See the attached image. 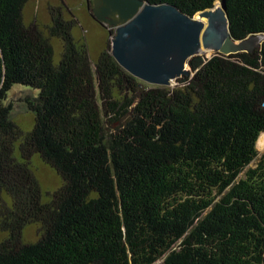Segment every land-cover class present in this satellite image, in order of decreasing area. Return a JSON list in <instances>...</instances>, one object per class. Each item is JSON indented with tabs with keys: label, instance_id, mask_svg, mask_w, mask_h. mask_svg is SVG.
Wrapping results in <instances>:
<instances>
[{
	"label": "trees",
	"instance_id": "1",
	"mask_svg": "<svg viewBox=\"0 0 264 264\" xmlns=\"http://www.w3.org/2000/svg\"><path fill=\"white\" fill-rule=\"evenodd\" d=\"M27 1L0 0V264H264V42L152 85L111 41L93 61L61 8L26 24ZM146 1L194 16L219 0ZM225 1L235 38L264 32V0ZM15 84L39 90L26 134L5 104ZM35 157L63 180L49 197Z\"/></svg>",
	"mask_w": 264,
	"mask_h": 264
},
{
	"label": "water",
	"instance_id": "2",
	"mask_svg": "<svg viewBox=\"0 0 264 264\" xmlns=\"http://www.w3.org/2000/svg\"><path fill=\"white\" fill-rule=\"evenodd\" d=\"M92 13L115 30L110 52L119 65L152 85L171 86L188 75L194 56L249 52L264 41L260 34L232 35L225 0L194 16L146 0H94Z\"/></svg>",
	"mask_w": 264,
	"mask_h": 264
},
{
	"label": "rangeland",
	"instance_id": "3",
	"mask_svg": "<svg viewBox=\"0 0 264 264\" xmlns=\"http://www.w3.org/2000/svg\"><path fill=\"white\" fill-rule=\"evenodd\" d=\"M92 1L94 4V0ZM59 8L64 12L66 18L69 19L74 17L79 20V25L74 29V35L77 39L87 41L90 57L95 61L100 52L108 46L110 41L112 44V39L108 28L103 27L90 15V11L87 7V0H28L23 9V18L26 24L37 22L40 26L46 27L52 22V13H55ZM50 39L54 48V62L58 64L63 56L64 46L60 39L55 37H50ZM176 84H178L177 81L171 86H175ZM38 94L39 90L22 84H15L8 92L5 104L13 105L12 118L23 129L24 134L32 129L34 125V114L29 110L22 99L28 95ZM262 135L263 134L260 136ZM258 141L259 138L256 147L259 151V155H261L264 153V145L260 148ZM258 158L259 157L251 163V166H256ZM33 163L36 177L42 186L43 192H49L47 197L63 186L62 178L40 158L35 157ZM42 226L43 224L37 223L27 226L24 232L25 239L28 241L39 239ZM3 236L4 235L0 232V239H2Z\"/></svg>",
	"mask_w": 264,
	"mask_h": 264
},
{
	"label": "bare ground",
	"instance_id": "4",
	"mask_svg": "<svg viewBox=\"0 0 264 264\" xmlns=\"http://www.w3.org/2000/svg\"><path fill=\"white\" fill-rule=\"evenodd\" d=\"M260 37L262 39H264V33L260 34ZM262 134L263 135L259 137V141H258V145H259L260 148H262V146L264 145V133H262Z\"/></svg>",
	"mask_w": 264,
	"mask_h": 264
},
{
	"label": "clouds",
	"instance_id": "5",
	"mask_svg": "<svg viewBox=\"0 0 264 264\" xmlns=\"http://www.w3.org/2000/svg\"><path fill=\"white\" fill-rule=\"evenodd\" d=\"M93 6H94V4H93ZM93 6H92L91 8H89L90 13H92V8H93ZM92 14H93V13H92ZM93 16H94V15H93ZM95 19H96V18H95ZM96 20H97V19H96ZM97 22L100 23L98 20H97ZM100 24H101L103 27L106 26V25L104 26V24H102V23H100ZM106 28L109 29V27H107V26H106ZM109 30H112V29H109ZM113 30H114V29H113ZM114 33H115V32H114ZM262 33H264V32H261V33H258V34H262ZM113 35H114V34H113ZM113 35L111 36V39L113 38ZM263 42H264V41H263ZM263 42H262V43H263ZM215 55H216V54H215ZM204 57H206V56H204ZM206 58H207V57H206ZM190 69H191V67H190ZM190 71H191V70H190ZM263 133H264V132H263Z\"/></svg>",
	"mask_w": 264,
	"mask_h": 264
}]
</instances>
